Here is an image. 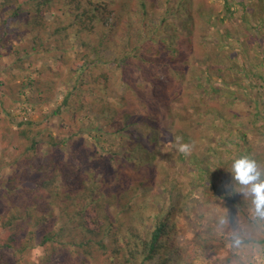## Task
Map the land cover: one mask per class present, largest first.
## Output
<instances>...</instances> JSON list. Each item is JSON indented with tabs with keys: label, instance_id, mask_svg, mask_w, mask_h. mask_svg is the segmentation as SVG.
<instances>
[{
	"label": "trees",
	"instance_id": "trees-1",
	"mask_svg": "<svg viewBox=\"0 0 264 264\" xmlns=\"http://www.w3.org/2000/svg\"><path fill=\"white\" fill-rule=\"evenodd\" d=\"M136 1L0 0V54L13 61L0 113L18 129L3 142L17 135L20 148L0 159V264H231L243 247L264 264V219L231 170L247 155L264 179V0H223L210 53L196 29L201 51L179 56L153 32L169 24L152 16L159 3ZM188 93L177 121L173 95Z\"/></svg>",
	"mask_w": 264,
	"mask_h": 264
},
{
	"label": "rangeland",
	"instance_id": "rangeland-1",
	"mask_svg": "<svg viewBox=\"0 0 264 264\" xmlns=\"http://www.w3.org/2000/svg\"><path fill=\"white\" fill-rule=\"evenodd\" d=\"M139 1L141 0H137L136 3H139ZM159 4H156L154 7H151V12L152 16H156L158 18V20H156L155 22H159L162 20V18L167 19L166 20V25L167 23H169L166 27V31H164L161 27L159 26H153V32L156 33L157 35H160L159 37V41H161L160 46H163L165 51L167 50V53H175V56H179L182 54V52L188 53L191 52L193 50L196 51V49L198 51H201V49L199 47H196V49L193 47L190 38L191 36L195 33L196 29H200V31L202 29H206V32H202L203 35L197 36V40L200 42H203L202 47L204 49H207V53L209 54V47L211 44V40L208 38L210 35V21L212 20V16H216L213 19H216V21L218 23H220V19L224 18L223 14H220L219 12L223 11V6L220 5V2L223 3V0H156ZM155 0H150L149 3L152 4L154 3ZM157 7L160 8H164L163 14L162 12L158 11ZM218 12H214L216 15H212L210 14V11H216ZM166 13L168 15H166ZM220 14V15H219ZM211 15V17L209 16ZM171 22V23H170ZM255 24H259L260 26H262L264 24V21H255ZM220 28H223L224 26L226 27V25H223V23L218 24ZM165 33V34H164ZM163 35V36H162ZM228 34L224 35V41L228 42ZM165 36V37H164ZM196 40V41H197ZM214 42L216 44H219V40L216 39L214 40ZM213 42V43H214ZM3 48H4V52H3ZM7 49V46H5V44H0V53L5 54V50ZM195 53V52H194ZM193 53V54H194ZM195 55V54H194ZM4 58V59H3ZM192 61H195V58H191ZM13 63L12 60L9 59V57H3L0 54V72L2 71H6L9 69V67L11 66V64ZM191 67H194V64L191 63L190 64ZM199 64H197V67L199 68ZM233 82V81H232ZM231 82V84H233ZM189 88V87H188ZM4 88H1L0 85V91H2ZM57 93H55L52 102H51V106L45 110H52L62 99L64 91H62V89H59L56 91ZM31 101H32V91H28ZM34 95V94H33ZM189 95V93L187 95H184L182 97V99L180 98H176L175 95H173L174 99H172V113H173V118H175L177 121L184 119L185 117V113L186 110L185 108L187 106L193 105V98L191 99ZM196 96V95H195ZM194 97V95L192 96ZM202 96L198 97V104L200 105L205 102L209 101V97L207 96L206 98H204L203 100L201 99ZM228 98V97H227ZM33 102V101H32ZM200 103V104H199ZM214 101H209V104H213ZM197 107V106H195ZM28 112L31 115V119L33 121H39L40 120V116H41V110L40 108H38V106H34L33 108H31L30 106H27ZM193 110L194 112L191 113V116H194V123H202V121H204V118L201 116H197L196 113H198L199 111L197 109L194 108L193 106ZM241 116H243V113H240ZM192 116V119H193ZM5 118V114L4 113H0V159L2 158L3 154H6L7 156H17L19 149H17V147L19 146V142L17 139V135L14 136V143L12 146H9V141H5L3 142L4 138L6 135L8 136H12L10 131H14L16 132L18 129L13 126L10 127L9 129H7L6 127L10 126L8 123H6L3 119ZM213 117L209 116V118H205L206 122L208 120H211ZM19 120V119H18ZM57 122V121H56ZM187 124H189V121H184ZM182 123V125H181ZM179 128H182L184 126H186V124L183 123V121H180L179 123ZM254 149L257 148L258 144L257 141L254 139ZM7 147H10L9 149H7ZM204 158V155L201 154L200 159ZM184 166V164L182 165ZM181 166V167H182ZM12 171L14 172L12 167H8L6 170L2 171V174L5 178V180L7 179V177L11 176ZM108 173V172H106ZM109 174V173H108ZM101 175V174H100ZM102 176V175H101ZM2 187V184H0V189ZM240 187L238 186L237 189H239ZM201 196L202 195H196L195 197L197 199V201H194L195 199H192L191 201L196 204V208L195 210L197 211V213H202L205 214V208L203 207L202 202H200L201 200ZM2 206L4 207L3 213H6L9 211L10 207H7V202L4 201L2 199ZM190 227V226H189ZM218 230H220V227H218ZM189 231H193L192 229H189ZM188 232V234L190 233ZM236 234L238 233L237 231L235 232ZM245 248V250H244ZM239 252L242 254L241 255V260L242 262H237V261H232L231 264H248V263H253L255 261H258L259 256L255 255L254 258H251L252 255H254V253H252L250 250L251 249H247L246 247L239 248L238 249ZM244 250L245 252L243 253ZM33 259L36 258L35 254L32 257ZM258 259V260H256ZM212 264H225V260L222 259L221 263H219L218 261L213 262Z\"/></svg>",
	"mask_w": 264,
	"mask_h": 264
},
{
	"label": "clouds",
	"instance_id": "clouds-1",
	"mask_svg": "<svg viewBox=\"0 0 264 264\" xmlns=\"http://www.w3.org/2000/svg\"><path fill=\"white\" fill-rule=\"evenodd\" d=\"M189 150L188 145L179 146L180 152L187 153ZM231 170L234 178L240 184L248 187L256 216L264 219V179H261V172L258 171L255 160L247 155L238 156L232 161ZM235 243L237 246L239 245L238 237L235 238Z\"/></svg>",
	"mask_w": 264,
	"mask_h": 264
}]
</instances>
